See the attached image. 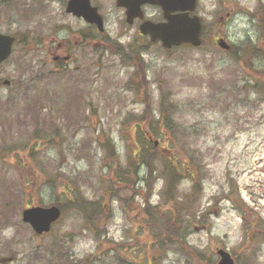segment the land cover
<instances>
[{"label":"rangeland","instance_id":"1","mask_svg":"<svg viewBox=\"0 0 264 264\" xmlns=\"http://www.w3.org/2000/svg\"><path fill=\"white\" fill-rule=\"evenodd\" d=\"M198 2L200 48L141 47L107 15L115 48L57 68L41 43L47 0H0V31L17 37L0 66L4 264H216L220 248L264 264V0ZM163 98L171 119L152 138ZM145 145L149 166L134 157ZM171 161L183 168L167 194ZM32 205L62 208L49 233L22 222Z\"/></svg>","mask_w":264,"mask_h":264},{"label":"flooded vegetation","instance_id":"2","mask_svg":"<svg viewBox=\"0 0 264 264\" xmlns=\"http://www.w3.org/2000/svg\"><path fill=\"white\" fill-rule=\"evenodd\" d=\"M55 1L56 0H47L49 6H44V12L41 14L39 26L42 32L41 43L44 48L45 46H48L45 55V58L47 59L46 63L52 64L57 68H65L70 64H75L74 66L77 68L86 67L88 64L96 65L99 60L87 61V59L90 58L87 57V55L97 52L101 54L107 53L109 52L108 50L111 51L115 48L110 44L113 29L107 26L109 28L108 30L106 27V24L108 23L107 15H115L117 20L121 21L123 28L117 26L118 35H121L122 32H124L130 38L133 36L138 37L145 43V45H142L141 47H146L152 44L150 43L148 36L141 33L142 24L147 21H162L163 17L162 9L154 3L156 0H90L92 7L97 8L98 13L101 15L104 27L98 29L97 24L85 22V25L89 28L87 30L88 33L82 32L80 36L73 39L70 36L71 30L65 24L71 27L72 21L83 19L66 12L68 0L62 5H59L57 9L50 6V3ZM63 9L65 13L63 12ZM157 9H159L161 16L159 20L156 18ZM178 12L179 11L174 12V14H177ZM61 21L63 23H61ZM74 30L76 32L81 31ZM60 32H65L67 37L59 40L58 34ZM148 41L149 43L146 45ZM84 45L93 46V49L90 51H85L83 48L78 50L80 46L83 47ZM84 54H86V56H84Z\"/></svg>","mask_w":264,"mask_h":264},{"label":"water","instance_id":"3","mask_svg":"<svg viewBox=\"0 0 264 264\" xmlns=\"http://www.w3.org/2000/svg\"><path fill=\"white\" fill-rule=\"evenodd\" d=\"M154 3L162 7L165 21L144 23L141 26V32L144 35H149L153 42L160 41L166 49L185 44L201 45L203 28L201 19L197 15L191 16V12L196 9L197 0H156ZM67 11L83 16L91 22L100 21L96 9L91 7L89 0H69ZM175 11H180V13L173 14ZM13 42L14 37L0 33V64L11 55ZM218 44L223 49L230 47L223 40H220ZM9 83L7 80L4 81V84ZM60 217L61 209L57 205L30 206L22 212V220L29 224L37 234L49 232L52 224ZM217 253L219 255L217 264H235L228 251L219 249Z\"/></svg>","mask_w":264,"mask_h":264},{"label":"trees","instance_id":"4","mask_svg":"<svg viewBox=\"0 0 264 264\" xmlns=\"http://www.w3.org/2000/svg\"><path fill=\"white\" fill-rule=\"evenodd\" d=\"M189 47V46H188ZM176 49V48H173ZM172 49V50H173ZM165 98H163L162 102H161V107H160V115L156 120V127H157V131H152L150 133V135L153 137H157L160 138V136H164L166 133H164V131H162L160 128L163 125V127H168V122L170 121V114H169V109L165 106ZM143 136V133L141 134V137ZM153 146V145H152ZM151 146V148H152ZM137 155L134 156L135 160H138L140 162V164H148L151 165V160H150V155L148 154V150H147V146H143L141 148L140 151H138L136 153ZM172 164V161H171ZM185 168V167H184ZM186 170L188 173L190 174H194L193 169L189 166L186 165ZM180 170H177L176 167L174 166V163L172 165V168L169 172H166L167 176H166V180H167V184L168 187L166 188L167 190V194L170 193V191L172 190V184L174 182V175H179Z\"/></svg>","mask_w":264,"mask_h":264}]
</instances>
